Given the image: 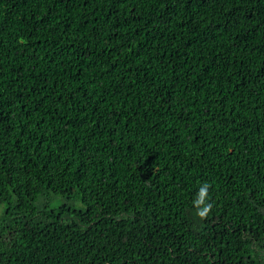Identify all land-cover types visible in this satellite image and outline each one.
Returning <instances> with one entry per match:
<instances>
[{
	"label": "trees",
	"instance_id": "16d2710c",
	"mask_svg": "<svg viewBox=\"0 0 264 264\" xmlns=\"http://www.w3.org/2000/svg\"><path fill=\"white\" fill-rule=\"evenodd\" d=\"M0 264H264V0H0Z\"/></svg>",
	"mask_w": 264,
	"mask_h": 264
},
{
	"label": "clouds",
	"instance_id": "9594fccd",
	"mask_svg": "<svg viewBox=\"0 0 264 264\" xmlns=\"http://www.w3.org/2000/svg\"><path fill=\"white\" fill-rule=\"evenodd\" d=\"M211 184L204 182L196 193V197L193 200V207L197 210L196 216L200 220H204L210 214L212 205L209 203V189Z\"/></svg>",
	"mask_w": 264,
	"mask_h": 264
}]
</instances>
